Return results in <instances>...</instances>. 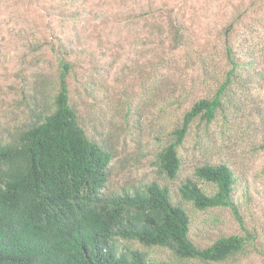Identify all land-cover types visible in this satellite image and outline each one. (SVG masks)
Instances as JSON below:
<instances>
[{
    "label": "rangeland",
    "instance_id": "1",
    "mask_svg": "<svg viewBox=\"0 0 264 264\" xmlns=\"http://www.w3.org/2000/svg\"><path fill=\"white\" fill-rule=\"evenodd\" d=\"M252 1L0 0V140L31 122L33 111L56 91L64 57L75 66L68 81L88 132L115 152L106 192L156 180L180 201L178 189L186 179L201 183L197 166L227 162L238 176L235 202L255 235L244 252L211 263L179 260L167 248L125 244L147 251L151 264H264V1L250 5L245 15ZM238 14L243 18L234 22ZM169 16L187 27L192 47L173 50L163 43L166 37L159 34ZM230 23L235 27L227 35ZM227 41L242 63L239 81L209 126L192 123L180 148V173L171 180L158 171L156 154L172 140L185 109L211 96L230 69ZM204 67L212 74L208 80ZM186 208L190 236L199 247L222 235H245L228 208Z\"/></svg>",
    "mask_w": 264,
    "mask_h": 264
},
{
    "label": "trees",
    "instance_id": "2",
    "mask_svg": "<svg viewBox=\"0 0 264 264\" xmlns=\"http://www.w3.org/2000/svg\"><path fill=\"white\" fill-rule=\"evenodd\" d=\"M259 1L250 2L245 15ZM241 18L238 14L234 22ZM234 25L229 24L227 35ZM163 32L159 36L164 35L163 43L173 50L193 46L187 27L172 16ZM226 43L230 69L217 80L211 96L185 109L172 140L156 154L158 171L171 180L180 173V148L192 123L198 119L209 126L224 109L231 85L239 81L242 63ZM203 69L205 80L210 79L211 72ZM74 70L71 61L60 57L56 91L33 111L31 122L0 140V264H151L148 252L125 244L130 241L167 248L179 260L224 262L254 243L255 235L246 229L234 199L238 176L227 162L197 166L194 174L201 183L186 179L178 189L180 201H174L170 188L156 180L106 192L115 152L88 132L69 86ZM186 203L198 210L230 209L245 235H222L209 246H197L190 236L192 219Z\"/></svg>",
    "mask_w": 264,
    "mask_h": 264
}]
</instances>
